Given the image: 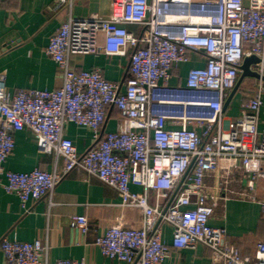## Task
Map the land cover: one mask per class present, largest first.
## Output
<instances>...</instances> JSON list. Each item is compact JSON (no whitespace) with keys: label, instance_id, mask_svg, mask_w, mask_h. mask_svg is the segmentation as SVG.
<instances>
[{"label":"built area","instance_id":"1","mask_svg":"<svg viewBox=\"0 0 264 264\" xmlns=\"http://www.w3.org/2000/svg\"><path fill=\"white\" fill-rule=\"evenodd\" d=\"M15 0H0L13 2ZM72 0H56L57 6ZM129 25L139 27L138 31ZM105 35L104 44L97 35ZM130 54L124 83L105 78L100 68L76 69L73 54ZM205 65L189 69L184 84H171L190 52ZM46 53L56 62L62 84L52 90H7L0 72V175L3 187L26 207L48 196L71 171L81 170L114 188L121 210L96 244L103 255L123 264H163L170 248L162 223L173 229V245L211 250L215 264H264V240L243 254L214 218L232 184L239 198L256 201L264 216V129L259 128L264 81L241 101L230 119L224 105L236 87L245 57L264 76V0H112L104 17L70 15L50 37ZM120 112L116 130L103 133L108 110ZM69 124L93 132L95 143L80 153L67 136ZM29 130L40 153L64 159L52 170H6L15 134ZM143 188L132 191L131 185ZM139 209L133 224L127 210ZM72 228L86 234L89 220L73 216ZM4 264H86L83 259L49 261L50 245L39 239L0 240Z\"/></svg>","mask_w":264,"mask_h":264},{"label":"crops","instance_id":"2","mask_svg":"<svg viewBox=\"0 0 264 264\" xmlns=\"http://www.w3.org/2000/svg\"><path fill=\"white\" fill-rule=\"evenodd\" d=\"M112 0H72L57 6L56 0H15L0 2V72L7 76V90L14 94L22 89H55L62 84V75L56 62L46 53L50 37L70 16L85 18L91 14L108 16ZM138 31L135 25L128 26ZM97 43L104 44L105 35H97ZM108 56L106 54H73L71 64L76 69L100 68L106 79L124 83L130 75V54ZM206 58L198 51L190 52V60L178 66L171 84H184L192 67H202ZM253 79L256 87L258 79ZM241 86V85H240ZM238 88L236 94L241 90ZM254 91V89H253ZM241 92L233 97L225 114L235 119L240 114V105L245 95ZM120 122V112L116 108L108 110L103 124V133L116 130ZM259 128L264 129V104L260 112ZM67 136L72 139L80 153L94 143L91 130L82 125L69 124ZM64 164V159L38 151L31 131L23 130L15 134V148L7 157L6 170L29 172L36 167L52 170ZM5 176L0 175V240L4 236L21 241L41 240L50 245L49 261L57 259H85L86 264H123L103 255L96 239L106 233L115 216L122 209L117 191L102 183L95 176L81 170H73L56 186L51 200L43 196L30 200L26 207L18 196L6 192L3 187ZM132 191L141 193L143 188L131 185ZM132 223L142 220L139 209L127 210ZM85 215L89 220V230L83 234L70 226L73 216ZM211 225L226 228L229 238L243 254L252 253L257 243L264 240V216L258 202L233 195L225 201ZM162 237L170 248L169 256L163 264H215L211 250L198 244L195 248H177L173 245V229L162 223ZM0 264H4V254L0 248Z\"/></svg>","mask_w":264,"mask_h":264},{"label":"water","instance_id":"3","mask_svg":"<svg viewBox=\"0 0 264 264\" xmlns=\"http://www.w3.org/2000/svg\"><path fill=\"white\" fill-rule=\"evenodd\" d=\"M259 62H260L259 58L255 55L245 57L244 62L241 66L242 72H241L240 77L238 79L237 85L230 92V94H229V96L225 102L224 109L227 108V106L229 105V103L231 102L233 97L235 96V94H236L239 86L241 85L242 81L244 80V78L252 77V78H256V79H262L264 81V76H261V74L259 72H257L256 70H253L251 68V66L253 64H257Z\"/></svg>","mask_w":264,"mask_h":264},{"label":"rangeland","instance_id":"4","mask_svg":"<svg viewBox=\"0 0 264 264\" xmlns=\"http://www.w3.org/2000/svg\"><path fill=\"white\" fill-rule=\"evenodd\" d=\"M253 79H251V78H244V80L242 81V83H241V86H240V88H241V90L238 92V95H240L241 96V92L242 91H244V93L246 94V92L248 91V92H252L253 91V89L255 88L254 86H253ZM237 95V94H236ZM237 95V96H238ZM232 190H234V193H236V194H232V193H230L229 195H233V196H236V197H238V193L240 192V185L238 184V183H236V184H232Z\"/></svg>","mask_w":264,"mask_h":264}]
</instances>
